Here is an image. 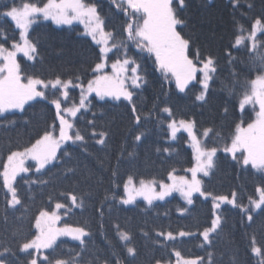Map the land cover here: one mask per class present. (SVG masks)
<instances>
[{"label": "trees", "instance_id": "obj_1", "mask_svg": "<svg viewBox=\"0 0 264 264\" xmlns=\"http://www.w3.org/2000/svg\"><path fill=\"white\" fill-rule=\"evenodd\" d=\"M13 2L18 4L20 0H6L8 5ZM92 2L98 5V11L105 17L107 30L119 34L123 17L115 14L109 0ZM250 2L254 5L252 9L249 10L244 0H241L243 7L234 10L231 0H186L187 7L181 11L187 20V27L182 34L194 43L192 55L195 54V48L199 47L201 55L211 54L219 60L216 79L210 86V98L206 105L201 106L195 101L198 89L185 95L176 91L174 83H165L160 72L155 70L152 59L144 54L140 63L148 83L139 90L141 94L137 107L142 110V115L151 112L150 119L142 120L139 126L135 125L126 101H99L90 97L92 103L89 110H82V115L78 114L76 121V126L88 138V152L71 143L64 145L71 155L63 157L59 163L50 165L44 171L42 179L48 181L46 184L24 182L21 177L36 179L40 175L34 169L18 177V194L22 204L14 209L7 207L5 190L0 188V251L5 247L11 249L4 257H0L5 260V264H28L27 254L18 250L14 233L21 230L24 235L30 236L35 232V217L41 210L54 211L57 202L70 205V199L61 195L62 192L83 195L85 206L83 209L73 208L66 216L63 215L65 209H61L60 225L84 226L91 231V235L85 238L87 243L83 248L79 242L61 239L57 243V254L63 258H68L71 249L79 254L85 264H104L105 261L115 264L117 258L124 264H132L133 258L128 256L116 234L115 225L118 224L121 230L132 236L131 246L137 250L134 264H155L156 259L169 258L175 261V257L171 256V247L161 248L154 242H164L163 237H156L155 232L172 231L176 234L180 230L191 231L196 235L178 237L177 241L166 243L174 244L186 258L203 257L201 264H208V253L211 252L213 264H257L258 258L252 255L249 242L255 235L258 242L264 243V212H254L253 220L249 223L238 208L223 203L219 210L222 215L221 227L213 234L212 244L201 247L203 238L199 233L204 227L210 226L213 218L211 198L206 200L195 195L194 203L188 205L184 198L175 194L151 206L143 200L126 206L119 203V196L111 199L115 193L123 194V182L128 176H132L135 181L156 179L167 182V175L173 169L177 170L176 174L183 175L186 174L183 170L192 166V149L187 134L180 132L177 139L172 140L167 129V114L159 112L165 104L173 108L177 120L194 119L198 132L208 127L218 132L219 136L210 133L209 139L205 141L210 146L223 147L224 142L230 140L241 114L226 86L232 84L233 70L238 73L241 84L246 78H254L259 70L258 64L254 66L249 53L243 49L239 53L232 49L233 55L237 56L232 65L228 64L225 55L236 32L237 22L247 27L254 18L264 14V0ZM0 10H3L2 6ZM241 12L246 15H241ZM0 27L9 36L5 46L10 47L11 38L18 40L19 30L10 18L0 20ZM29 34L37 43L38 55L35 61L18 57L24 74L43 79L57 76L67 79L79 75L85 82L91 78L98 46L83 35L82 26H56L51 21L40 19ZM0 42H3L2 38ZM70 92L72 99L78 103L79 89ZM225 106L229 108L227 115L223 112ZM249 113L245 122L254 119L250 109ZM7 116L15 123L0 121V125H3L0 126V163L6 160L10 150H22L42 135L52 124L55 109L46 101H32L25 106L24 112H13ZM161 118L164 123L159 122ZM88 120H95V125L88 124ZM93 127L98 132L109 134L107 148L95 144L90 138ZM140 133H143L142 139L137 142L135 135ZM164 148L170 151L164 152ZM128 152H134V157H129ZM32 164L30 162L27 165ZM67 168H74L75 171L65 175ZM113 170L118 174L116 177L112 176ZM203 181L204 187L213 195L231 198L235 191L238 202L242 201L247 206L249 197L258 198L255 189L262 183V178L255 170H244L230 156L218 152L215 167L210 176L203 177ZM114 182L119 183L120 187H114ZM105 196L109 199L105 200ZM101 204L104 205L102 219L98 211ZM184 209L187 211L181 214ZM101 223L103 228L100 227ZM145 232L147 236L143 234Z\"/></svg>", "mask_w": 264, "mask_h": 264}, {"label": "snow or ice", "instance_id": "obj_2", "mask_svg": "<svg viewBox=\"0 0 264 264\" xmlns=\"http://www.w3.org/2000/svg\"><path fill=\"white\" fill-rule=\"evenodd\" d=\"M244 2L249 10L254 7L250 0ZM109 3L115 9V14L123 17L119 34L107 30L105 17L92 0H20L18 4L13 2L11 5H8L6 0H0L3 9L0 10V20L10 18L19 30L18 40L11 38L10 47H6L5 44L10 38L0 27V38L3 40L0 42V121L14 124L15 121L9 120L7 114L24 112L25 106L30 105L32 101H46L55 109L54 120L42 135L22 150H10L6 160L0 163V188L5 190L8 208L14 209L22 204L17 184V177H21V174H28L34 169L40 175L36 179L21 177L24 182L46 184L48 181L42 179L44 171L50 165L59 163L63 157L71 155L64 145L71 143L85 153L88 152V138L76 126V121L78 114L82 115V109L85 112L89 110L92 103L89 97L99 101H126L135 125L139 126L142 120L151 118V112L142 115V110L137 107L141 94L139 90L148 83L140 63L144 54L152 59L155 70L160 72L165 83H174L178 93L188 95L193 89H198L195 101L201 106L209 102L210 86L216 79L219 60L211 54L201 55L199 47L195 48V54L192 55L193 40L182 34L187 27V20L181 14L187 7L186 0H109ZM231 5L234 10L243 7L241 0H231ZM241 15L246 13L241 12ZM40 19L51 20L56 25H72L78 22L84 26V34L90 36L98 46L97 59L91 68L93 75L86 82L79 75L67 79L59 76L43 79L22 72L18 56L28 61H35L37 58V43L29 33L32 25ZM232 49L237 53L242 49L247 51L254 66L258 64L259 70L254 78H246L243 84L238 73L233 70L232 84L226 86L229 96L235 98V106L241 114L230 140L225 141L223 147L210 146L205 141L209 139L210 133L219 136L218 132L211 127L198 132L194 119L177 120L173 115V108L165 104L160 107L159 112L167 114V129L171 139L176 140L177 133L183 131L187 133L190 141L193 164L183 170L190 173V177L178 175L177 170L173 169L167 175L168 182L140 179L137 184L132 176H128L126 182H123V194L115 193L111 196V199H117L119 196V203L123 205L135 204L140 198L149 206L154 201L165 200L173 193H179L188 205L194 203L193 195L197 193L206 200L211 198L213 218L210 226L204 227L199 233L203 238L201 247L205 244L211 245L213 234L221 227L222 215L216 211L221 203L238 208L249 223L253 220L254 212H264V14L254 18L247 27L237 22L233 40L225 53L229 65L237 60ZM73 89H79L78 103L71 97L70 90ZM162 94L167 95L164 92ZM249 109L251 114H254V119L245 122V117L250 115ZM228 111V106H225L224 114L227 115ZM159 122L165 121L161 118ZM87 123L94 126L95 120H88ZM108 135L107 132H98L93 127L90 138L95 144L107 148ZM142 135L143 133L135 135V141H141ZM163 151L169 152L170 149L164 148ZM218 152L230 156L242 169L255 170L260 174L262 183L255 189L258 198L249 197L247 206L242 201L238 202L235 191L229 198L213 195L204 187L201 174L203 177L210 176ZM134 155V152H128L129 157ZM27 161H33L34 164L27 165ZM74 171V168H67L65 175ZM117 175L113 170L112 176ZM114 187L119 188L120 184L114 182ZM61 195H66L71 204L57 202L55 211L41 210L35 217V232L30 236L24 235L21 230L14 233L18 250L27 254L28 264H85L79 254L71 249L68 258L57 254V240L60 237H70L78 241L83 248L87 243L85 238L91 235V231L84 226H71L67 223L62 227L58 226L62 219V215L58 214L61 209H65L63 215L66 216L73 208L83 209L85 206L83 195L63 192ZM107 199L109 197L105 196V200ZM103 208L104 205L101 204L98 209L101 219L104 215ZM184 211L187 209L182 210L181 214ZM100 227L103 228L102 223ZM115 228L119 240L123 242V247L128 256L133 258L134 264L137 250L131 246V234L121 230L118 224ZM143 234L148 235L147 232ZM155 235L163 237L164 242H154L161 248L171 247V256L175 257V261L171 258L156 259L155 264H201L203 261V257L186 258L174 244L166 243L196 233L185 230L176 234L172 231H156ZM249 246L252 255L258 258L257 264H264V243L258 242L253 235ZM10 251V248L5 247L0 251V257ZM0 264H5V260L0 259ZM104 264H108V261ZM115 264L124 262L117 258ZM208 264H213L211 252L208 253Z\"/></svg>", "mask_w": 264, "mask_h": 264}, {"label": "rangeland", "instance_id": "obj_3", "mask_svg": "<svg viewBox=\"0 0 264 264\" xmlns=\"http://www.w3.org/2000/svg\"><path fill=\"white\" fill-rule=\"evenodd\" d=\"M48 21H51V20H48ZM52 22V21H51ZM55 24V23H54ZM75 24H78V25H80V26H82L83 27V35H85L84 34V32H85V29H84V26L82 25V24H80V23H78V22H74L72 25H75ZM56 25V24H55ZM33 26V25H32ZM56 26H70V25H56ZM32 28V27H31ZM31 30V29H30ZM85 36H87V35H85ZM87 37H89V38H91L90 36H87ZM19 57V56H18ZM18 57H17V59H18ZM108 71H110V69H108ZM90 98V97H89ZM83 110V109H82ZM81 110V111H82ZM181 132H183V131H181ZM180 133V132H179ZM179 133H177V135L179 134ZM184 133H186V132H184ZM187 134V133H186ZM189 144H190V141H189ZM34 163L33 161H27V164L28 163ZM22 175V174H21ZM183 175H187V176H189L190 177V173H186V174H183ZM18 178V177H17ZM201 179L203 180V176H202V174H201ZM135 182H137V184H138V181H135ZM168 182V181H167ZM175 194H179V193H173L172 195H175ZM171 195V196H172ZM180 195V194H179ZM195 195H199L198 193L197 194H194L193 195V197L195 196ZM171 196H169V197H171ZM169 197H166L165 198V200L167 199V198H169ZM183 198V197H182ZM140 200H142V199H140V198H138L137 199V201L136 202H138V201H140ZM164 201V200H163ZM155 202H160V201H154L153 203H155ZM222 204L223 203H221V206H222ZM132 205H134V204H132ZM126 206H131V205H126ZM221 206H220V208H221ZM220 208L219 209H217L216 211L219 213V210H220ZM55 211V210H54ZM58 214H60V211H59V213ZM58 226H60V227H62L63 225H60V222H59V224H58ZM61 239H70V240H72L70 237H60L58 240H57V243L61 240ZM72 241H74V240H72ZM75 242H78V241H75Z\"/></svg>", "mask_w": 264, "mask_h": 264}]
</instances>
